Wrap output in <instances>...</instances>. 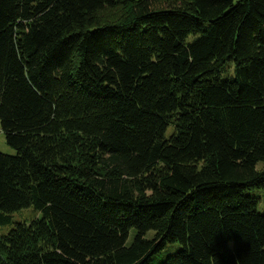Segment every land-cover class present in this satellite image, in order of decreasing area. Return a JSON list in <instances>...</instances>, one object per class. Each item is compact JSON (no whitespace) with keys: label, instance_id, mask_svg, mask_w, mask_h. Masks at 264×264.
Masks as SVG:
<instances>
[{"label":"trees","instance_id":"16d2710c","mask_svg":"<svg viewBox=\"0 0 264 264\" xmlns=\"http://www.w3.org/2000/svg\"><path fill=\"white\" fill-rule=\"evenodd\" d=\"M0 130V264H264V0H0Z\"/></svg>","mask_w":264,"mask_h":264},{"label":"rangeland","instance_id":"374dc122","mask_svg":"<svg viewBox=\"0 0 264 264\" xmlns=\"http://www.w3.org/2000/svg\"><path fill=\"white\" fill-rule=\"evenodd\" d=\"M127 13H128V8L117 6L113 8L104 9L101 12V15L103 19L116 20L124 15H127ZM224 71H225L223 72L224 75L231 76L232 75L231 65H228ZM0 152L11 155L16 153L15 149L6 143L5 135L1 130H0ZM256 194L260 198V203L258 206L259 210L262 211L264 210V190H257ZM38 217H40V212L34 210L33 208H25L20 211H17L13 214L11 222L9 224L0 227V235L5 233L8 229H10L15 224V222L30 221ZM150 234L152 233L150 232L149 235ZM131 236H132V232H131ZM178 248H179L178 244H167L159 254L154 256L153 264H159L164 259L165 256L174 253L175 251L178 250Z\"/></svg>","mask_w":264,"mask_h":264}]
</instances>
